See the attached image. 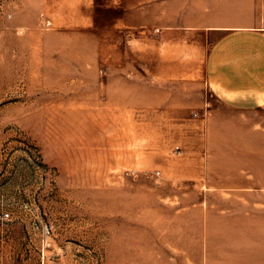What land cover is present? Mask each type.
Returning a JSON list of instances; mask_svg holds the SVG:
<instances>
[{
  "label": "rangeland",
  "instance_id": "obj_1",
  "mask_svg": "<svg viewBox=\"0 0 264 264\" xmlns=\"http://www.w3.org/2000/svg\"><path fill=\"white\" fill-rule=\"evenodd\" d=\"M152 1L0 0V264H226L264 234L256 122L148 104Z\"/></svg>",
  "mask_w": 264,
  "mask_h": 264
},
{
  "label": "crops",
  "instance_id": "obj_2",
  "mask_svg": "<svg viewBox=\"0 0 264 264\" xmlns=\"http://www.w3.org/2000/svg\"><path fill=\"white\" fill-rule=\"evenodd\" d=\"M147 11L153 18L144 43L148 104L162 106L184 126L209 121L210 128L223 116L190 115L217 112L208 108L210 92L222 107L245 118L230 120L235 126L254 128L256 122L264 181V0H153ZM256 224L264 226V218ZM240 235L226 264H264V234Z\"/></svg>",
  "mask_w": 264,
  "mask_h": 264
},
{
  "label": "built area",
  "instance_id": "obj_3",
  "mask_svg": "<svg viewBox=\"0 0 264 264\" xmlns=\"http://www.w3.org/2000/svg\"><path fill=\"white\" fill-rule=\"evenodd\" d=\"M10 216V213L8 211L0 212V220L8 218Z\"/></svg>",
  "mask_w": 264,
  "mask_h": 264
}]
</instances>
